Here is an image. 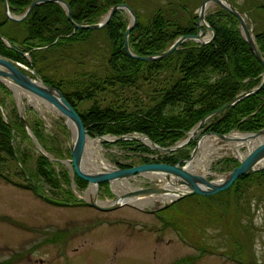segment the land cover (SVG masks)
I'll list each match as a JSON object with an SVG mask.
<instances>
[{
    "label": "trees",
    "instance_id": "obj_1",
    "mask_svg": "<svg viewBox=\"0 0 264 264\" xmlns=\"http://www.w3.org/2000/svg\"><path fill=\"white\" fill-rule=\"evenodd\" d=\"M31 0H7L10 11L21 13ZM125 0H67L70 14L76 22H92L102 13L118 2ZM239 10L247 11L254 27L253 33L260 54L264 57V0H247L242 4L230 0ZM2 3V0H0ZM248 4V5H246ZM180 9L183 15L177 14ZM136 22L128 35V43L137 54H156L167 47L178 35L197 31V13L186 5V0H169L157 6L149 14H141L137 9ZM122 9H117L111 19L100 28H74L62 6L55 1L40 2L32 7L22 20H11L0 12V33L8 38L13 46H9L0 37V54L12 60L34 67L45 81L58 87L67 100L78 111L87 132L94 134H123L130 132L144 133L155 143L167 146L184 136L200 118L223 102L229 100L242 90H247L260 82L263 71L262 61L250 49L248 42L239 30V22L235 15L222 7H217L206 15V20L213 30L211 39L198 43L191 39L184 40L181 45L157 59L145 61L129 56L124 47V30L127 25L121 16ZM182 16V17H181ZM102 33L108 40V52L104 58L103 75H90L88 78L77 77L73 81L56 80L46 74L47 64L52 57L69 53L76 43L87 40L93 34ZM24 52H28L29 60ZM71 55V53H70ZM148 74L157 73L162 81L159 97L146 110H127L124 107L100 106L95 101L86 109L80 110L82 100L90 99L93 88H101L103 84L119 81L129 85L143 71ZM162 76H161V75ZM92 87V88H89ZM0 88L5 85L0 81ZM96 90V89H95ZM94 90V92H95ZM0 105L2 103L0 102ZM168 107L175 110L167 112ZM15 119L7 116L5 120L0 110V177L6 181L29 188L37 194L43 191V184L48 185L56 193L62 192L64 199L75 200L70 189H64L63 183L69 184L67 169L56 170L50 159L39 153L35 157L28 152H18L13 145L14 135H28L25 121L14 109ZM34 135L42 146L63 156L62 149L57 146V135H49L44 131L40 118L27 120ZM264 126V84L255 92L245 95L237 102L229 105L218 114L211 116L206 122V129L215 132H229L237 129L253 131ZM55 140V146L49 144ZM115 144H127L134 153L142 156V161L150 160L147 153L155 149L135 139H117ZM189 144L193 145L194 140ZM180 148L175 152L164 154L160 159L176 162L183 153ZM69 153V150H66ZM180 152V153H179ZM189 153L185 154L188 156ZM16 160L18 172L25 182L13 180L2 168L5 159ZM32 162V167L30 166ZM237 163V159L223 156L219 159L220 169H226ZM21 164L24 169H21ZM78 188H84L87 181L73 177ZM257 179L264 182V167L240 175L226 189L213 194H191L179 200L191 202V206L201 207V213L212 218L217 217L225 224L230 221V211L224 212L223 196L239 197L243 184ZM100 185H107L104 181ZM76 203H80L75 201ZM172 205V204H171ZM170 205V206H171ZM170 206L164 210H170ZM222 209V212L217 210ZM228 216H227V215ZM56 239V238H54ZM199 246L201 251L207 250ZM182 257L180 261H186ZM245 264L243 261H239Z\"/></svg>",
    "mask_w": 264,
    "mask_h": 264
},
{
    "label": "rangeland",
    "instance_id": "obj_2",
    "mask_svg": "<svg viewBox=\"0 0 264 264\" xmlns=\"http://www.w3.org/2000/svg\"><path fill=\"white\" fill-rule=\"evenodd\" d=\"M167 1L169 0H125L131 8L137 9L141 14H149L157 6L166 4ZM236 1L240 4L247 2V0ZM199 2L200 0H186V5L196 12ZM217 7L212 3L205 13L208 14ZM175 10L177 14L183 15L180 9ZM1 11L2 3L0 2ZM103 16L104 13L97 17V20ZM121 16L128 23L130 18L128 10H122ZM210 32L205 28L204 37H209ZM107 52L108 40L105 35L93 34L87 40L76 43L70 48L69 53L59 58L52 57L45 72L56 80L62 78L68 82L77 77L101 76L105 72L104 58ZM157 75L159 74H148L144 70L129 85L114 81L103 84L101 88L94 87L92 97L82 100L78 107L80 110H86L95 101L100 106L114 105L127 110H146L158 99L159 87L162 86V81L164 82ZM7 90L0 88V102L2 111L9 118L15 119V109L19 116L22 114L29 121L40 117L48 132L65 125L67 143L71 141L72 127L55 108L19 88L13 91L7 86ZM172 110L175 108L168 107L167 112ZM204 127L205 125L190 141L195 140L197 143L200 134L205 130ZM107 137L110 138V136ZM88 138L101 140L96 136ZM100 140L94 145L97 147L99 157L104 159L109 167H114L116 162L138 163L142 161V156L134 153V149L129 145L103 143ZM189 142L183 147V153L177 154L179 158L186 157L185 154H190L192 151L193 145ZM49 144L56 147L54 139ZM246 149V145L240 147L243 152ZM17 151L28 152L30 156L40 153L35 143L28 138L23 139V135L17 142ZM89 153V149L85 148V167L89 165ZM155 154L151 156L154 157ZM232 154L220 152V150L211 153L206 159L204 168H196L199 170L197 173H203L208 178L221 177L226 170L220 171L219 159L223 156H232ZM48 155L54 163L60 159L57 155L51 153ZM69 158L70 156H66L61 161L59 160L63 166L58 167L69 169ZM17 163L16 160L7 157L2 169L13 180L25 182L18 172ZM103 167L104 165L101 168ZM97 169L100 168L97 167ZM159 180H161L160 176L144 172L119 179L117 183L122 185L123 182H127L130 187H138L159 182ZM46 186L42 188L43 191L40 194H37L29 188L0 178V261L9 255L29 254L34 257H43L44 261L59 260L62 262L64 259H71L76 264H120L119 255L127 251L130 264H242L239 261L245 264H264L263 181L253 179L243 184L239 197L223 196L224 203H229L230 207L229 209L224 207L226 208L224 212L230 211L228 224L217 217L212 218L206 213H201L200 206H191V202H186L185 199L173 203L169 207L170 210L155 209L163 202L169 201L170 198L165 201L160 200L159 197L163 194L145 195L135 198L136 202L128 201L118 208L103 211L85 203H76L77 199H64L66 197L64 193L49 191L50 189L48 190ZM117 186L111 183L107 187H99L97 198L105 203L111 201L116 189L120 190L119 185ZM62 187L71 189L75 197L81 195L87 198V190L91 186L79 189L75 183H71V185L63 184ZM119 190H117L118 193L122 192ZM43 194L66 202H52L43 197ZM217 211L222 212V209ZM47 229L67 231L66 238L34 244L41 236L46 235L45 230ZM125 245L129 246L127 250L120 248ZM199 246H205L207 250L201 251ZM182 257H188V259L180 261ZM30 261H33V257ZM30 261L21 258L11 264H30ZM44 261L37 264H44Z\"/></svg>",
    "mask_w": 264,
    "mask_h": 264
},
{
    "label": "water",
    "instance_id": "obj_3",
    "mask_svg": "<svg viewBox=\"0 0 264 264\" xmlns=\"http://www.w3.org/2000/svg\"><path fill=\"white\" fill-rule=\"evenodd\" d=\"M44 1H55L60 3L64 8L67 17L73 23V26L75 28L92 29V28L102 27L110 20L116 9L124 8L128 10L130 14V19L128 25L124 30V47L127 53L131 57L139 58L142 60H153L165 56L168 53H170L172 50L177 48L179 44L187 38L193 39L200 43L207 41L203 39V37L201 36L202 33L201 24H203L207 28H210L205 19V10L207 8V3H215L225 8L226 10H228L238 18L241 34L248 42L250 49L262 61L264 65V58L259 53L257 45L255 43L254 35L252 32L253 29L252 23L248 25L246 19L248 17L245 14V12L234 7L229 0H202L197 10L198 20L196 24L198 26V31L196 33L181 34L178 37H176L173 40V42L161 52L157 54H146V55L136 54L129 47L128 35L131 28L135 24L136 14L134 10L125 2H119L113 4L108 8L107 12L100 20L89 23H77L76 21H74L70 15L69 3L66 0H31L27 5V7L25 8V10L18 15L11 13L7 0H3V9L5 15L9 19L18 21L25 18L34 5ZM0 36L9 46L12 45L6 36H4L1 33ZM31 72H32L31 75L25 73L18 66L17 62L0 54V79L2 81L8 80L14 86H17L35 95L36 97L50 103L63 116H65L66 120L71 124L74 135L72 140L69 142V148L71 153L70 162L73 171L79 177L87 180L88 184L94 183L96 186H98L99 182L108 181L110 183L111 181L124 179L136 173L152 172V173H157L158 175L162 174L164 176L163 183L155 182L153 184L146 185L143 187H132L128 190L121 192L120 194L117 193L114 196L113 200L108 204L100 203L96 198V196H94V198L89 200H86L82 196H78L79 200L97 209L110 210L117 208L121 204L126 202L125 198L132 199L134 197H142L151 194H166L169 191H174V194L169 199V201L164 202L155 209L166 207L174 200L179 199L184 195H189L193 193H200V194L216 193L220 190L227 188L237 177H239L243 173L264 167V165H258V163L264 158V139H262L250 150H248L247 153L244 155V157H239L237 154H233L232 156L238 160V163L232 166L229 170H227L226 173H224V175L219 179H209L205 177L203 174L192 171L188 167V161L195 154L198 143L194 145L191 154L188 158H181L175 163H168L164 161H150V162L136 163L125 167L105 168L98 171L87 170L84 168V157H83L87 131L83 125L79 113L76 111V109L65 98V96L57 87L52 86L46 81H44L41 75L35 69L32 68ZM263 84H264V69L262 71V77L258 85L248 90H243L237 93L229 100L223 102L216 108L209 111L186 132L185 138L168 146L158 145L157 143L153 142L146 134L139 135L133 133H125L120 135H114L113 138H108L107 134H105V135H99L98 137H100L102 140L137 139L143 143L149 144L151 147L157 149L161 153L172 152L185 145L188 142V140H190L196 134V132L201 128L202 124L207 120L208 117L220 112L221 110L225 109L227 106L235 103L236 101L244 97L245 95L257 91V89H259ZM244 132L250 133L253 136H258L264 134V126L254 131H244ZM229 133L230 132L221 133V132L206 130L201 135L214 134L221 138H226ZM51 200L56 201L53 199Z\"/></svg>",
    "mask_w": 264,
    "mask_h": 264
},
{
    "label": "bare ground",
    "instance_id": "obj_4",
    "mask_svg": "<svg viewBox=\"0 0 264 264\" xmlns=\"http://www.w3.org/2000/svg\"><path fill=\"white\" fill-rule=\"evenodd\" d=\"M212 3H207V7L210 6ZM196 25V24H195ZM7 84L10 85L14 90L16 91V87L8 80H6ZM264 139V134L253 136L250 133L242 132V131H233L230 132L226 138H221L214 134H203L198 139V145L195 154L193 157L188 161V167L193 170L194 172H197L199 170H196V168H204L205 162L207 157L211 153H216L220 150V152H230L233 154H237L239 157H244V155L247 153L248 150H250L253 146H255L260 140ZM100 139H90L86 138V145L85 148L89 149L90 153L88 156V166L85 167L88 170H98V168H101L103 165H106V162H104V159L102 160L101 157L97 154L96 146L94 143L99 141ZM147 140V139H145ZM242 145H246L247 149L243 152L240 150V147ZM218 154V153H217ZM215 155V154H214ZM218 156V155H217ZM104 162L103 164H99L101 162ZM209 161V160H208ZM258 165H264V158L258 163ZM201 172V171H200ZM152 175H158L157 173H152ZM158 176L161 177V180L159 182H164V176L162 174H159ZM113 184L118 187L119 185L120 190L123 192L124 190H127L130 188V186L127 184V182H123L122 185L116 182H113ZM91 187L87 190V198L86 200L92 199L95 196L96 193V185L94 183L89 184ZM172 188V187H171ZM181 188V187H180ZM119 190L118 188L116 191ZM119 190V191H120ZM174 190V189H173ZM174 194V191H169L166 194H163L160 196L161 201H165L169 198H171ZM125 201H133L136 202L137 200L135 198H125ZM105 203V202H102ZM148 203V202H147Z\"/></svg>",
    "mask_w": 264,
    "mask_h": 264
},
{
    "label": "flooded vegetation",
    "instance_id": "obj_5",
    "mask_svg": "<svg viewBox=\"0 0 264 264\" xmlns=\"http://www.w3.org/2000/svg\"><path fill=\"white\" fill-rule=\"evenodd\" d=\"M127 230H130V229H127ZM64 242V240H63ZM34 246V245H32ZM129 246L128 245H125L124 247L121 246L120 248H124L125 250H127ZM117 249V247H116ZM123 255H119L120 256V264H130V261H129V254L127 251L125 252H122ZM33 257V261L31 262L30 261V258ZM73 257V256H72ZM70 257V258H72ZM21 258H24L26 261H30L31 263L30 264H37V263H41L43 262V257H34L32 255H29V254H26V255H17V254H14V255H9L8 257H6L5 259L1 260L0 263L1 264H11L13 263L16 259H21ZM55 258H59V256H55ZM63 258V256H62ZM50 263H53V264H76L73 260L71 259H64L62 262H60L59 260H56V261H44V264H50Z\"/></svg>",
    "mask_w": 264,
    "mask_h": 264
}]
</instances>
